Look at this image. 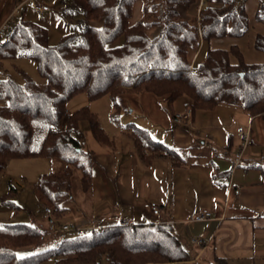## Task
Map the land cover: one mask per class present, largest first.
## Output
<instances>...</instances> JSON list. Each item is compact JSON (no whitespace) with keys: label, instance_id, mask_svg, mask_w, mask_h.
I'll return each instance as SVG.
<instances>
[{"label":"trees","instance_id":"trees-1","mask_svg":"<svg viewBox=\"0 0 264 264\" xmlns=\"http://www.w3.org/2000/svg\"><path fill=\"white\" fill-rule=\"evenodd\" d=\"M58 1L66 14L81 12L80 33L64 35L53 46L49 30L23 16L0 42V62L26 56L45 80L40 85L25 72L22 85L0 80V100L8 103L0 106V177L11 160H61L64 168L40 175L33 188L38 202L52 209L56 219H66L72 211L75 168L81 172L85 193L94 186L95 155L83 147L81 122H87L100 145L115 143L88 106L68 115V104L80 94L89 101L109 97L115 120L122 111V96L143 93L161 99L173 118L175 103L183 97L190 101L187 109L193 119L198 111H214L221 105L238 108L251 118L264 116V64L247 63L237 45L228 50L211 48L213 41L248 34L250 23L242 1L204 0L199 16L187 19L179 8H189L196 0H144L137 22L132 13L139 0ZM255 17L264 24V1ZM96 21L102 26L90 25ZM254 48L264 53L263 35H256ZM231 56L237 64H232ZM127 130L145 164L167 158L173 167L187 165L179 151L155 140L149 131L135 124ZM8 187L1 202L19 210L13 200L18 190L11 181ZM48 232V227L37 224L1 225L0 264H45L52 259L54 264H101L104 256L110 264H166L190 258L166 222L116 223L57 239L53 248L34 255L18 256L19 249L40 247Z\"/></svg>","mask_w":264,"mask_h":264},{"label":"crops","instance_id":"crops-1","mask_svg":"<svg viewBox=\"0 0 264 264\" xmlns=\"http://www.w3.org/2000/svg\"><path fill=\"white\" fill-rule=\"evenodd\" d=\"M35 1L49 7L50 10L45 14L51 12L49 0ZM143 3L144 0H139L134 4L133 22L142 18ZM196 4L190 9L180 7L182 16L187 19L196 16L197 8H194ZM257 6L259 5L256 1H251L249 6H246L250 19L248 34L241 39H228L231 40V44L225 50L237 44L247 63L264 64V53L254 48L256 35L264 36V24L258 22L255 17ZM35 13L42 15L29 7V0H1L0 27L3 28L17 14L26 18L30 16V20H33L31 17L33 15L36 17ZM219 41H213L211 48L224 49L218 47L222 44ZM231 62L236 64L237 60L231 56ZM124 100L134 103L136 109H140L139 105L142 106L146 117H149L155 125L164 130L170 129L174 143L172 148L175 150L181 140H186L185 147L195 148V137L198 144L208 146L211 150L209 154L194 155L195 163L187 161L184 167H173L165 158H156L149 166L142 162L150 175L157 170L162 172L158 179L163 187H158L157 191L154 188L150 190L149 193L153 194L151 198L139 197L141 203L143 200L158 202L161 206V214L154 216L148 205L143 203L149 214H144L140 219L143 221L155 217L160 222L170 224L190 256L187 262L166 264H264V116L251 118L238 108L221 105L214 111H198L194 118V130L178 126L177 129L173 124V117L161 106L163 101L154 95L143 93L122 96L121 108ZM189 102L187 99L183 101V105L175 103L174 116L185 112ZM240 127L250 128L246 138L239 134ZM189 132H193V135ZM245 141L246 145L243 146ZM230 144L232 147L228 148ZM115 145L116 143L113 147H106L114 152L117 150ZM99 152H101L100 157L103 158L100 165L104 169L100 170V191L112 194L114 200L110 202L106 194L92 203L91 227L95 226L94 229H99L113 221H118L119 224L121 221L134 223L132 218L134 216L127 217L125 214L123 203L127 201L122 200L123 195L119 192L121 185L124 190L137 193L133 187V161L130 158H123L111 162L108 159L111 157L108 155L110 151L100 149ZM92 153L96 154L95 151ZM238 153H241L240 159L236 158ZM107 163L112 165V169L110 166L107 168ZM95 167L93 188L95 184L97 185ZM143 184V188L146 189L147 181L144 180ZM165 200L168 201V208L164 205ZM1 204L5 209L11 208L2 202ZM165 208L171 210L170 217L164 215ZM204 210L210 211L211 217L202 222L196 221V217ZM28 213L31 221L47 229V217L42 205L41 210H28ZM84 215L82 213L77 216ZM82 226L86 227V224ZM195 238L203 239L206 243L192 244L191 241ZM50 239H54L55 244L59 242L56 236H51L45 241Z\"/></svg>","mask_w":264,"mask_h":264},{"label":"rangeland","instance_id":"rangeland-1","mask_svg":"<svg viewBox=\"0 0 264 264\" xmlns=\"http://www.w3.org/2000/svg\"><path fill=\"white\" fill-rule=\"evenodd\" d=\"M240 1H242L245 4V6H249L251 1H256L258 5L260 3V0L258 1L257 0H240ZM48 2L51 4V7H52L51 12L45 15L43 14L38 15L35 13L37 16L34 17L33 15L31 19H33L32 21L38 22L39 24H41L42 26L46 27L49 30L50 43L51 45L56 46L59 43L60 38L62 36L70 34V33H80L81 32L82 30L81 28L83 24V16L81 12H78V11H75L72 15L70 13L66 14L62 10L58 0H49ZM195 4L196 5L194 6V8L195 7L197 8L196 9L197 15L192 18H195V17L197 18V16H199L200 9L202 8V5L204 4V2L202 0L201 1L197 0ZM192 7L193 5L189 7L188 9ZM27 18L30 19V16ZM44 18L46 20H44ZM19 20H20V15L17 14L14 17H12L10 21L3 28L0 27V42H3L7 39L14 24L17 23ZM90 25L94 27H101L102 21L92 22L90 23ZM228 39L230 38H225L222 41H219L222 44L218 47L227 49V47L230 46L231 44L230 43L231 40H228ZM116 43L117 45H121L122 41L120 40V41H117ZM240 51L243 54L241 49ZM197 55L198 54H196V56ZM199 57H200L199 60L203 58L202 55H200ZM234 58L236 59V57ZM194 60L195 59L193 57V60H192L193 63L195 62ZM249 64H253V63H249ZM22 72H25L28 76H30L38 84L40 85L45 84V80L39 74L37 64L26 56L21 57L16 60H4L0 62V80L10 79V80L15 81L17 84L22 85L24 84V81H25ZM184 100L187 101V98L183 97L180 100H177L176 105H179V104L183 105ZM126 101L127 100L123 101L121 114L116 120L113 118L114 107H113L112 101L107 96H104L95 101H89L86 94H80L76 96L73 100H71L70 103L68 104L67 110H68L69 116H71L72 113L78 111L79 109L85 106H88L91 112H93L94 114L98 116V119L102 127L104 128V130L107 132V134L111 137V139L115 141L116 143L115 146L117 150L113 152V150H109V148H107L106 146H102L99 143H97L94 140L93 136L91 135L87 122L85 121L81 122V130L84 134V138L82 142L83 147L88 152H93V151L96 152L95 154L96 156L95 157L96 159L95 160V166H96L95 176L97 180V185L95 184V188H93L90 192L85 193L81 186V172L78 168L74 169V174L72 178V195H73L72 201L73 202L69 204L71 206L72 211L67 215L66 219L58 220L55 218L57 221L61 222L58 225L69 224L79 229H83L87 231V233H91L95 227V226L91 227V224H93L92 216L90 215L92 203L96 201L98 197L100 199L106 194H107V198L111 200L110 202H113L114 200L113 195L110 193H105V192L100 191L101 189L99 187L100 170L103 169V167H101L100 165L103 160V158L100 157L99 155L101 153L99 152L100 149H106L107 152L110 151L108 152L109 153L108 155H111V157H109L108 159H110L111 162H117L123 158H128V159L130 158L133 161V164H134L133 165V168H134L133 187H134V191L137 193H133V192L130 193L128 192V190H124L121 185L119 186V192L121 195H123L122 200L127 201V203H123L126 216L127 217L134 216L132 218H134L133 219L134 223H137V224L138 223L160 222L159 219L155 217L154 218L151 217V219L143 220V221L142 219H140L141 216H143L144 214L145 215L149 214L148 212L149 210L143 203L147 204L148 207L151 203H154V202L157 203L158 205L160 204L156 201H146V200H143V201L141 200L143 202L141 203L139 201L140 200L139 197L145 196L147 198H151L153 197V194L149 193L150 190L154 188L155 191H157L158 187L160 186L163 187V185L160 184V180L158 179L159 174H161L162 172H159V170H157V171H154L151 175L150 173L146 172L145 169L147 168L143 166L142 161L140 160L139 155L136 151L135 144L127 133L128 132L127 128L129 124H135L136 126L149 131L150 135L155 140L162 142L169 147H174L173 139L171 137V130L168 128H165L166 130H164L163 128L155 125L154 122L149 117L148 118L146 117L145 111L142 109V106L139 105L140 109H136V106L134 103L130 101L129 102H126ZM7 104H8L7 101L0 100V106H5ZM161 106H163L164 109L166 108V105L164 102H162ZM189 111L191 110L186 109V111L183 113H186ZM177 115H180V114H177ZM191 118H192V122L188 126H178V127H183L186 129L194 130L195 125H194V119L192 117V114H191ZM242 128L244 129V132H247V134L250 133V128L249 129H245L244 127ZM189 133L193 135V132H189ZM194 140H195V145H194L195 148L185 147L186 140H181V142L176 146V149L186 158L188 162L190 161V163H195L196 157L194 155L196 154L201 155L202 153H206V154L211 153V150L209 149L208 146L198 144L196 137ZM110 147H113V146H110ZM212 154L214 155V152H212ZM143 163L145 164L144 161ZM145 165L149 166V164H145ZM106 166L107 168L108 166H110L112 169V165H109L107 163ZM63 168H64V163L59 159L26 158V159L11 160L0 177V226L5 223H10V224L25 223V224L35 225L36 222L31 221L30 214L28 213V210L29 211L30 210L32 211L41 210V205L38 202L33 192L34 185L39 179L40 175L49 173V172H56V171L62 170ZM144 180H146L148 183V187H146V189L143 188ZM9 181L12 182L14 187L19 192L13 199L16 204L20 205L19 210H15L14 208L5 209L3 208L1 204L2 198L9 190V187H8ZM119 183H120V180H119ZM164 205L168 208L169 207L168 201L165 200ZM42 207L45 213V206H42ZM3 211H6V212H3ZM163 212L165 216H169V217L171 216L170 209L165 208ZM82 213H84L85 215L81 217L77 216ZM160 214H161V209H160ZM154 216H158V215L155 214ZM116 223H118V221H113L112 223L106 224L104 226H109V225L116 224ZM85 224H86V227L82 226ZM58 228L59 227H57V230ZM57 230H54L52 232L49 231L47 236L42 237L41 240H44V242H42L41 246L38 248H24V249L17 250L18 256L27 257V256L34 255L38 252L53 248L56 245L54 242V239H50L46 241L45 239L51 236L57 235L58 233ZM78 235L79 234L76 231H70L68 233H65V237L67 238H73ZM195 239L197 243H194L192 239L191 241L192 244L204 245L206 243V241L203 239H198V238H195ZM200 241H202L203 243H201ZM54 263H55V260L52 259L46 262L45 264H54ZM101 264H110L107 257L105 256L102 257Z\"/></svg>","mask_w":264,"mask_h":264},{"label":"built area","instance_id":"built-area-1","mask_svg":"<svg viewBox=\"0 0 264 264\" xmlns=\"http://www.w3.org/2000/svg\"><path fill=\"white\" fill-rule=\"evenodd\" d=\"M29 7L32 8L34 11H36L39 14H45L46 12H48L50 9L48 6L38 3L35 0H29ZM192 122V118H191V112H186L180 115H177L173 118V124L175 126H188L190 123ZM239 133L241 136L246 137L248 134L247 132H244V129L242 127L239 128ZM244 146L246 145V143L243 144ZM237 159L241 158V153H238L236 155ZM150 210L152 211V213L155 215H159L160 214V205H158L157 203H151L149 205ZM45 214L47 217V227L49 229V231H54L57 230V236L59 240H62L65 237V233H68L70 231H76L79 235L82 234H86L87 231L83 230V229H79L77 227H74L73 225H69V224H62V225H58V221L55 219V217L53 216V212L52 209L45 207ZM209 217H211V213L208 212L207 210L202 211L201 214H199L196 217V221L198 222H202L206 219H208ZM131 222L129 221H121L120 224L122 225H129ZM45 237V236H43ZM194 243L196 242V239H193ZM201 243H203L202 241H200Z\"/></svg>","mask_w":264,"mask_h":264},{"label":"water","instance_id":"water-1","mask_svg":"<svg viewBox=\"0 0 264 264\" xmlns=\"http://www.w3.org/2000/svg\"><path fill=\"white\" fill-rule=\"evenodd\" d=\"M200 142H201V143H204L203 141H199V143H200Z\"/></svg>","mask_w":264,"mask_h":264}]
</instances>
